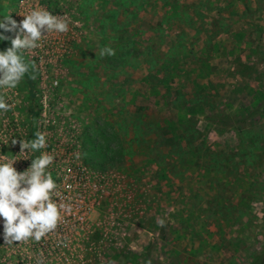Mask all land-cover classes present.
<instances>
[{"label": "rangeland", "instance_id": "obj_1", "mask_svg": "<svg viewBox=\"0 0 264 264\" xmlns=\"http://www.w3.org/2000/svg\"><path fill=\"white\" fill-rule=\"evenodd\" d=\"M17 1L0 0V17ZM141 1L59 0L84 25L68 76L44 90L25 53L28 73L0 90L13 105L0 110V154L18 171L51 154L53 199L69 206L40 241L0 239V264H247L264 249V0ZM175 1L190 22L174 20ZM124 29L133 47L116 42ZM105 46L115 55L100 57ZM147 57L155 64L136 66ZM215 114L246 117L248 128L217 130L205 121ZM131 115L149 122L152 153L124 126ZM189 119L218 156L155 151ZM38 132L45 148L19 155L12 139Z\"/></svg>", "mask_w": 264, "mask_h": 264}, {"label": "clouds", "instance_id": "obj_2", "mask_svg": "<svg viewBox=\"0 0 264 264\" xmlns=\"http://www.w3.org/2000/svg\"><path fill=\"white\" fill-rule=\"evenodd\" d=\"M20 16L23 19L19 22L12 14L0 17V42L10 41L11 45L0 51V90L15 89L28 73L30 61L25 57L27 50L40 47L42 38L48 34L69 30L67 19L43 8H33ZM99 55L113 56L115 50L105 46L100 49ZM7 99L0 95V110L7 111L13 107ZM17 143L21 148L19 155L26 150L35 152L45 148L46 135L38 132L29 141L13 138L11 144ZM53 160L51 154L42 151L38 157L30 160L31 164L26 170L18 171L14 167L17 161L15 156L0 154V239L4 245L30 238L40 241L62 221V214L69 206L53 199L54 194L58 195L59 187L48 171ZM146 264H151V261Z\"/></svg>", "mask_w": 264, "mask_h": 264}, {"label": "trees", "instance_id": "obj_3", "mask_svg": "<svg viewBox=\"0 0 264 264\" xmlns=\"http://www.w3.org/2000/svg\"><path fill=\"white\" fill-rule=\"evenodd\" d=\"M45 3L48 5L49 9L53 13L60 12V10L57 8L59 0H45ZM145 4H146L145 1L142 0L141 6H143ZM172 7L177 12L176 16L172 15V17H174V20H176L178 22L188 21L186 19L187 16H185V12H187V10H185L184 6H181L177 1H175L172 3ZM188 22H190V21H188ZM121 24L125 26L124 23H121ZM120 27H121V29L119 32L123 33L122 32L123 31L122 26H120ZM124 33H125L124 35H127V36L119 37V41H116V42L119 43L118 45H120V46H122V45L124 46V44H126V45H129V47H133V45H135L134 39L131 38V35H129V32L126 29H124ZM3 43L5 44V46H7V41H3ZM148 50L150 51L151 48H148ZM144 62H146V64L147 63L150 64V62L155 64L156 61L153 57L144 58L143 61L142 60L139 61L137 58V65L136 66L139 67L140 65L144 64ZM150 79L152 80V76L150 77ZM27 80L29 82H31V76L30 75L27 76ZM129 118L133 119V121L124 122V126L125 125H127V127H129V125L132 126V128L134 130V134H135V137H133L132 140L136 141L139 145H142L143 143H145V146L148 147L149 151H151V153H152L153 149H150V142L151 141L149 142L145 138L149 135V132H148V134L146 133V135H145V131H143L144 127H146L147 125H150L149 122L146 120V118L144 119L143 116H141V115H138V117L131 115ZM205 121L209 125L217 128V130L235 129V130H237L238 134H241V135H242V133H244L245 129L248 128V124H247L248 118L240 117L238 115H236V116H230L227 114L205 115ZM197 124L198 123L195 119L187 120L186 122L181 124L182 125L181 126L182 131H181V133H179L178 138L172 137V135H171L170 138L163 139L162 143L161 142L157 143L155 141V151L159 150V152H163V153L168 152V154H167L168 157H173L174 155L179 156V157L182 156V162H184V160H185L184 156L185 157L188 156V158H190L192 160L195 158H197V159L200 158L202 156L200 154L201 152L205 153L206 155L218 156V154H215V150L212 147L207 145L204 134L199 131V129L197 128ZM152 130H155V129H152ZM150 132H151V130H150ZM164 135H169V134L167 132H165ZM178 141H180V144H178L177 147L179 150H181V153L177 149H175L176 151L173 150L174 145H175L174 143L175 142L178 143ZM183 141L186 144L185 145L186 149H184V146L182 145ZM195 144H197V145H195ZM242 147H243V143L241 141V142H239V145L236 147V149L240 151V150H243ZM147 261H148V259H147ZM146 262L144 264H146ZM247 264H264V249L261 252H256Z\"/></svg>", "mask_w": 264, "mask_h": 264}, {"label": "built area", "instance_id": "obj_4", "mask_svg": "<svg viewBox=\"0 0 264 264\" xmlns=\"http://www.w3.org/2000/svg\"><path fill=\"white\" fill-rule=\"evenodd\" d=\"M33 8H43L53 15L64 17L69 22V30L67 32L48 34L42 38L40 47L25 52L30 57L36 76L40 77L42 83H45L48 79V86L43 85V87L45 88L44 90L50 91L51 88L59 84L63 77L68 76L66 62L74 53L76 31L83 30L84 25L75 15V8L68 12L53 13L45 3V0H18L12 16L19 22L23 19L20 15L26 14ZM7 45L11 46L8 41Z\"/></svg>", "mask_w": 264, "mask_h": 264}]
</instances>
